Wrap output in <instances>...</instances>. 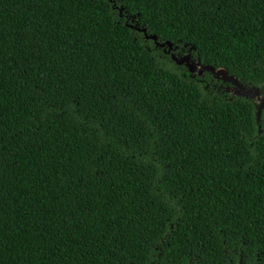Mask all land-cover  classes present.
I'll list each match as a JSON object with an SVG mask.
<instances>
[{
  "label": "trees",
  "instance_id": "1",
  "mask_svg": "<svg viewBox=\"0 0 264 264\" xmlns=\"http://www.w3.org/2000/svg\"><path fill=\"white\" fill-rule=\"evenodd\" d=\"M172 55L264 93V0H0V264H264V107Z\"/></svg>",
  "mask_w": 264,
  "mask_h": 264
},
{
  "label": "water",
  "instance_id": "2",
  "mask_svg": "<svg viewBox=\"0 0 264 264\" xmlns=\"http://www.w3.org/2000/svg\"><path fill=\"white\" fill-rule=\"evenodd\" d=\"M143 30L146 31L145 28H143ZM146 36L148 38L154 39L155 41H157L158 39V36L156 34H150ZM166 44L170 48H172V42L170 41H164L161 43L162 46ZM172 56L177 62L186 63V65L189 67V69L192 72L202 75L204 72L209 71L214 77L223 79L227 82H231L233 86H231L230 89L233 91V93L239 96L256 98L260 102L258 106V115H260L261 110L264 107V93H262L260 88L258 87L246 88L244 84L238 80L237 76L230 75L228 70L224 67L217 68L214 67L213 65L202 64L200 61H192L190 55L183 56L181 59H179L175 55Z\"/></svg>",
  "mask_w": 264,
  "mask_h": 264
}]
</instances>
